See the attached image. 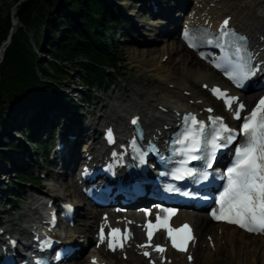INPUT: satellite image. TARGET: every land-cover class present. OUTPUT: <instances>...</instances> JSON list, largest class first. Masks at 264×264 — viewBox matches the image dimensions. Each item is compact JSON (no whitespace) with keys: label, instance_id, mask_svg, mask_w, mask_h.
Listing matches in <instances>:
<instances>
[{"label":"bare ground","instance_id":"obj_1","mask_svg":"<svg viewBox=\"0 0 264 264\" xmlns=\"http://www.w3.org/2000/svg\"><path fill=\"white\" fill-rule=\"evenodd\" d=\"M142 1L143 5L146 6L143 12L150 11V6L145 3L146 1L148 3L150 1L153 2L157 8L151 28L154 35L158 33V39H151L153 42L149 46L150 48L143 50L142 55L137 58L139 66L151 67L148 70L138 71L135 75V77L146 78L143 77V74H148L149 83L141 85L142 78H140L141 82H132L129 79L132 85L127 83L123 88V92L118 94L114 102L108 101L106 104L103 103L98 114H95L96 119L91 117L94 116V112L90 111V107L83 103V93L85 91L81 87L73 86L72 94L68 90L67 92L66 90L64 91L70 97L71 95H75L73 101L78 106H82L83 110L79 111V116L66 119L58 124V133L53 135V139L62 140L66 147L67 156L61 159L60 164L57 163V169L60 168L58 182L48 183L45 189L41 191V196L55 201L72 202L77 207L78 217L85 221L83 224L77 221L74 231L67 235L66 238L68 241H74L80 246L79 257L74 264H90V257L85 258L89 251L81 243L91 239V234L94 232L95 226L101 221L102 217V213H99L95 206L85 200L75 180V170L84 163L85 153L90 152L92 155L97 153V145L100 143L98 127H101L103 131L110 125L114 126L118 134L122 136V132L130 129V120L134 116H139L145 132L158 135L159 132L165 134L168 131L167 129L176 123L179 112L191 111L205 114L206 108H213L216 112V106L204 98L205 96L201 94L200 89L197 90V85H201L202 87L207 86L209 90L215 85L220 86L228 90L229 96L235 97L239 101L243 100L246 104H250V107L256 100V97L254 100H251L248 95L230 89L227 82L220 77V74L195 57L194 53L188 50L183 44L179 28L180 26L182 28L185 26H208L216 29L225 17H231V26L236 27L244 35H248L254 53H258L259 56L264 58V51H261V48H264V42H261V38L264 37V0H194L195 6L193 12L191 16L186 18L183 26L180 18L182 13L192 5V0ZM17 7V5L11 7V12H15L14 19ZM16 20L17 18L14 20V27L18 24V20ZM130 23L131 21L129 22L128 19L126 32L132 35L136 29L132 24L130 26ZM154 28L155 30H153ZM172 39L174 41H171ZM149 42L146 40L144 45H146L145 43L150 44ZM164 55H167V59L163 61ZM162 62H165L164 65ZM152 77H155L157 81L154 82L151 79ZM84 111L87 114H83ZM87 115H90V118H88L86 123L85 119ZM98 118L100 120L97 123ZM24 119L25 117L18 119V124L14 127L16 131ZM49 131L50 128H43L41 131L42 137H51ZM69 136L75 137V140L69 142ZM91 139H93V142ZM28 152V150L27 152L24 150V145H21L19 151L13 153L16 156V160L18 158L31 160L30 157L32 154ZM15 165L20 164H16L12 158L10 163L0 159V201H5L4 205L7 204L6 207L9 208L7 213L10 215L12 214L13 206L11 205V201L13 199H18V205L20 199L27 194L31 204L34 198L37 197L35 196L36 193L28 194L27 192H25L26 194L24 196H20L17 189L15 195H11L13 193V187L6 194V184L4 181L6 174L9 172V169L6 167H11L12 171ZM6 196L12 198L5 199ZM38 202L39 200L32 204L34 206L33 208L40 209L39 204H37ZM2 213L4 212L2 211ZM17 214L19 215V212ZM38 214V212L30 215L23 214L20 215L22 218L17 217L6 221L4 218H0V229H4L6 234L12 235V229L16 226L17 229H20L24 233V226L18 222L23 218H37ZM127 216L139 222L141 214L130 212ZM174 222L177 227L185 222L191 223L194 227L198 242L196 247L190 248L187 254L168 251L166 264H199L198 261L200 260L203 264H218V260L222 255H225L221 259L223 264H247V254L238 255L236 254V249L241 247L242 253L248 251L247 253L250 254L253 251L248 250L247 245L249 244L258 245V248L250 256L251 258L254 256L255 261H250L248 264H264V253L263 255L258 253V249H264V237L262 236L249 235L236 227L213 223L207 215H193L187 211H181L174 218ZM85 224L88 226L87 235L80 237V233H82L80 227ZM132 229L136 238L140 239L139 243L145 242L140 229L137 226H133ZM210 230L212 232L214 231V234L212 232L210 233ZM205 231L207 234H204L202 237V233ZM209 234H212V243L208 241L211 238L205 240V237ZM80 238H85L87 241ZM158 239L162 241L161 238ZM134 249L135 244H133L132 249L126 252L129 256L127 261L122 259V254H120V257L117 254L111 255L103 249L95 252L102 262H107L108 264H148ZM189 254H192L194 257L192 263L187 262V256Z\"/></svg>","mask_w":264,"mask_h":264},{"label":"trees","instance_id":"obj_2","mask_svg":"<svg viewBox=\"0 0 264 264\" xmlns=\"http://www.w3.org/2000/svg\"><path fill=\"white\" fill-rule=\"evenodd\" d=\"M16 18L19 24L14 27L12 15L0 12V51L5 47L3 58L0 52V144L10 138L5 132L9 108L24 112L37 106L38 113L18 133L42 155L48 148L44 139L36 138L42 117L52 109L63 111L64 119L68 111H78L76 102L61 90L72 75L79 74L88 88L83 98L91 103V89L105 87L109 70L122 68L116 42L129 17L114 2L107 6L104 0H25L17 7ZM12 29L11 41L4 46ZM12 149L19 151L15 139L0 146V159L10 163L7 152ZM15 176L13 186H38L25 172L17 171Z\"/></svg>","mask_w":264,"mask_h":264},{"label":"snow or ice","instance_id":"obj_3","mask_svg":"<svg viewBox=\"0 0 264 264\" xmlns=\"http://www.w3.org/2000/svg\"><path fill=\"white\" fill-rule=\"evenodd\" d=\"M228 20H225L221 25V35L215 38V43L218 47L225 49L224 60L232 65L234 69H238V74L234 71H226V75L233 81L237 82V86H241L239 81L246 79L254 73L250 70L249 64H240L239 53L240 47L231 45L234 48L233 55L237 57V62L229 59L227 48L225 47L224 38L229 37L230 40L235 38V33H230L228 30ZM186 39L189 41V47H196L197 45L192 41L188 33H185ZM239 40L245 38L239 37ZM208 44L214 43L212 39L205 41ZM216 67H221L217 63ZM213 93L222 96L219 89H213ZM237 98L231 97L226 99V104L232 108L233 103ZM245 105L239 104L234 112V119L241 121L239 133L235 130L229 129L223 124L219 118L213 119L212 124L217 125L205 131V126L202 122L196 120L195 117H185L186 127L181 137H178L174 143L180 145L187 144V147H182L179 153L185 155L187 159L182 163L188 161L203 160L206 168L212 167V162L216 158V152L221 148H226L232 145L237 136H242L243 140L235 147L233 154V161L220 179L226 178V184L223 191L219 194L216 201L218 208L212 211L211 215L215 220H223L230 224L238 225L249 232H264V97H262L250 114L241 117ZM211 111V110H209ZM133 124L137 120L132 121ZM111 138V132L108 133ZM204 137V149L201 150V137ZM175 151V150H174ZM193 153H200L194 155ZM142 159V157H141ZM191 174L190 172L188 173ZM209 173L203 172V178L207 179ZM171 190V189H170ZM174 213L169 211L163 219L160 216L156 217V223L149 222L146 225L148 245H141V247L151 246L153 230L164 228L167 231L168 238L171 240L173 248L179 251H187V244L194 237L191 235V229L188 225H183L179 229H173L168 224V217ZM129 238L127 232L121 233L119 228H113L108 236V248L115 250L117 247H123V241ZM105 239L103 228L100 229V241ZM156 252L163 253L165 249L157 245L154 249ZM145 256L150 253L144 252ZM191 260L192 258L189 257ZM95 264V261H93Z\"/></svg>","mask_w":264,"mask_h":264},{"label":"rangeland","instance_id":"obj_4","mask_svg":"<svg viewBox=\"0 0 264 264\" xmlns=\"http://www.w3.org/2000/svg\"><path fill=\"white\" fill-rule=\"evenodd\" d=\"M0 1H1V3H0V12L2 13L3 16L11 14V7L13 5H16L19 2V0H0ZM111 2H114V4H116L118 7H120V10L123 13L127 14V16L129 17L128 18L129 22L131 21L130 26L132 24L135 27L136 31H134V33L131 35V34H127V32H126L127 26H124L123 29L121 28L122 32H121L120 36L118 37L116 45L119 48V52H120L121 56L123 57V60L120 61V63L122 64V68H120L116 72H114V70H109V73L107 75V80H112L114 82V84L111 87H106V88L102 89V91L101 90L98 91L97 94L95 93V91H96L95 87L96 86L93 87L92 102H91V104L89 106H90V111L94 112V116H91L94 119H96L95 114H98V111H99L101 105L103 103L106 104V102L108 103V101L114 102L115 98H117L118 94L123 92V88H124V86L127 83H129V85H132V82H134V81L135 82L136 81L141 82L140 78H142V77H140V78L139 77H135L136 73L138 71H144L146 69L148 70V69H150L151 66H149V67L148 66H146V67L145 66H139L137 58L142 55V51L143 50L150 48L149 46H151L152 42H153V40H151V39L156 40V39H158V36H159L158 33L154 35L153 34L154 32H152V28L151 27H152V23L154 22L153 21L154 20V16L152 15L151 11H149V10L148 11L144 10L145 12H143V9L146 8V6L143 5V2H140L138 4H133L131 2L126 1V2H123V4L120 5L115 0H104V3L107 6H110ZM192 2H193L192 6L194 7L195 6L194 0H192ZM145 3L147 5H149V6H151V1H150V3H148V1H146ZM13 25H14V23H13ZM128 28H130V27L128 26ZM153 30H155V28ZM150 32H151V34H150ZM144 33H146V35H144ZM146 40L150 41L149 42L150 44L145 43L146 45H144V42ZM171 41H174V40L172 39ZM165 59H167V55H164L163 61ZM132 60H134V61H132ZM162 63L164 65L165 62H162ZM143 77H146L147 79L146 78H142L141 85L149 83L148 74L144 73ZM129 79H131L132 82L129 81ZM151 79L154 82L157 81V79H155V77L154 78L152 77ZM79 81H80L79 74L78 73H74L72 75V78L70 79L69 83H67L66 85H64L62 87V90H64V91L66 90V92L68 90L71 93L73 91V86H76V85L80 86V84H78ZM138 84L140 85V83H138ZM193 88H194V86H193ZM196 88H197V90L200 89L199 91L201 92V94H203V96H205L204 97L205 99H208L213 105L216 104L215 101L209 96L208 91L204 90L201 85L200 86L197 85ZM81 89L83 91H85L86 87L82 86ZM83 94H86V93L84 92ZM68 97L71 100H73V98H75V95H71V97L70 96H68ZM36 112H38V107L37 106L30 107L27 110H25L24 112L19 111L17 108H14V109H10L9 108L10 118L7 119L8 127H7L5 132L10 138H9V140H5V141L3 140L2 143L0 144V146L3 147V148L7 147L9 144L12 143V139H15V143L18 145V148L19 147L21 148V145H24V147L27 148L29 153L32 154L31 157H30L31 160H26V159H23V158H18L16 160L15 159L16 156H14L13 152H15L17 150H12V151L7 152L8 156L10 157V160H11V158L14 159L16 164H20V166H22V165L25 166L29 162L34 161L35 158H36V156H35L36 151L29 148L28 141H26L25 137L20 135V133H18L19 131L18 130L16 131L14 129V127L16 126V124H18V119L19 118L25 117L23 123L19 127V129L20 128L25 129L24 128L25 124L27 123V121H29V118L31 116L36 114ZM54 113H55V111H52L50 114H48L46 116V119L48 120V119H50V117L56 118V116L53 115ZM83 114H87L86 111H84ZM88 118H90V115H87V117L85 119L86 123L88 121ZM11 123H12V127L9 128V125ZM37 136H38V133H37ZM43 138L46 139V136H43ZM57 146H58V143L51 150L50 161H52V159L54 158V156L52 154H53V151L57 148ZM41 161L44 162V158L43 157H41ZM51 163H52L51 166L49 165V163H47L45 171H42L41 169H36V171H34L37 174V177H40V174H43L46 177H48V180H45V179L42 180L41 186H39L37 188H31L30 186H23L24 191H26L28 194L41 193V191L43 189H45L44 186H46L48 183H57L58 182V179H59L58 171L60 170V168L57 169V166L54 164V162H51ZM4 167H6V166H4ZM6 168L9 169V172L6 174V178L8 179V181H12L14 179V172L11 171V167L10 168L6 167ZM21 168H24V167H21ZM4 182H5V184L7 183L6 181H4ZM11 188H12L11 182H10V184H6V187H5L6 194H7V192L11 191ZM16 191L17 190L15 189V192ZM9 198H12V197H7L6 196L5 199H9ZM4 202H5L4 200L0 201V211H1L0 218H4L5 221L9 220V219H12V218H17L18 216L23 215V214H25V215H30L31 214V211H30L29 207H31L32 205L30 204V200H29V197H28L27 194L22 199H20L19 204L17 205V207L20 210L19 211V215L18 214L15 215L13 213L11 215L8 214L7 211H8L9 208L6 207L7 204L4 205ZM2 211L4 213H2ZM78 221L80 223H82V224L85 222L81 218H78ZM97 221H98V219H97ZM215 228H217V227H215ZM80 230L82 231V233H80V237H82L84 235L86 236L87 235L86 233H87V230H88V226L86 224L84 226L82 225L80 227ZM206 231L202 233V237L204 236V234H207ZM209 232L211 233L212 230H210ZM212 234H214V231L212 232ZM211 235L210 234L207 235V237H205V240L208 239V238H211V239H208V241H211V243H212L213 241H212ZM92 236H93V233L91 234V237ZM247 246H248V250L250 249L253 252L256 250V248H258V245H255V244H253V245L249 244ZM236 250H237L236 254H238V255L239 254H242V255L247 254L246 261L248 263H250V261H255V258H253L254 256L252 258L250 257L253 252H250V254H248L247 253L248 251L246 250L247 252L244 251L242 253V248L241 247H239ZM258 253L263 255L264 249L263 250L258 249ZM226 255H227V251H226ZM224 256L223 255L220 256V259L218 260V264H223L221 259H223ZM121 263H124V262H121ZM198 263L199 264H203V262L201 260L198 261Z\"/></svg>","mask_w":264,"mask_h":264},{"label":"water","instance_id":"obj_5","mask_svg":"<svg viewBox=\"0 0 264 264\" xmlns=\"http://www.w3.org/2000/svg\"><path fill=\"white\" fill-rule=\"evenodd\" d=\"M22 2H24V0H19V2L16 4L17 6L18 5H20ZM14 11L13 12H11V15H12V17H14ZM13 23L15 22L14 21V19H13V21H12ZM11 36H12V30H11V32H10V36H9V38H8V40L4 43V45H6V44H9L10 43V41H11ZM1 58H3V56L1 55Z\"/></svg>","mask_w":264,"mask_h":264}]
</instances>
